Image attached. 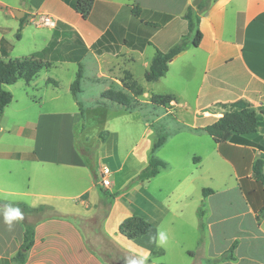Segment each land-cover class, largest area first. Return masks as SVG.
Returning a JSON list of instances; mask_svg holds the SVG:
<instances>
[{
	"label": "crops",
	"instance_id": "crops-1",
	"mask_svg": "<svg viewBox=\"0 0 264 264\" xmlns=\"http://www.w3.org/2000/svg\"><path fill=\"white\" fill-rule=\"evenodd\" d=\"M76 2L0 0V12H6L16 20V31L22 17L37 13L49 15L60 22V27L75 32L85 48L81 61L75 63L83 65V86L88 81V84L97 85L100 88L98 93L102 94L111 88L128 91L126 86L135 81L143 89L142 103H151L154 96L173 98L165 107L167 111L163 116L174 112L181 128L170 132L165 144L157 150L169 149L166 156L159 158L166 162V168L156 177L127 188V192L146 202L145 207L137 203L133 205V216L149 222L153 221L155 213L162 221H168L171 215L182 219L183 207L196 197L201 204L197 207L195 203L192 212L197 210L200 238L198 211L202 207L207 210L204 217L205 241L199 244L204 253L200 258L203 264H207V259L220 257L234 242H237L233 251L235 260L219 264H264V195L253 179L254 163L259 159L264 162V0H215L201 17L202 40L199 46L191 45L174 57L166 75L157 82H147L144 74L157 50L169 51L184 36V29L188 28L185 14L193 0H94L88 19L75 10ZM135 7L140 9L139 16L132 12ZM0 33V56L10 60L14 45L4 37L1 26ZM29 34L36 40L44 34L47 36L45 42L28 56L52 62L53 68L42 71L73 63L57 61L52 58L53 54H49V59L44 55L53 40L54 29H37L25 24L20 41ZM168 35H173L172 42L168 41ZM3 40L12 46L5 56L1 49ZM40 73L29 85L25 83L26 88L35 90L34 95L38 98L35 119L19 127L22 135L31 128L28 135L32 142L30 150L0 151V165L15 160L31 163L34 176L26 178L28 183L34 178L36 185L35 193L27 192L29 188L25 192H10L3 187L7 172L0 168V193L32 197L33 202L10 201L1 197L0 202L23 203L32 208L48 206L54 214L38 220L34 244L24 263L15 260L24 242V221H18L10 228L0 218V264H110L92 250L74 220L94 215L101 201L92 171L76 148L75 126L82 121V114L71 92L75 79L61 87L57 78L47 74L41 81ZM83 86L78 97L85 110L83 133L90 120L103 122L106 129L99 132L103 138L97 149L111 145L110 158L124 163L161 117L150 122L138 112L116 108L115 104L110 105L113 108L107 105L87 106L81 99L85 94ZM7 108L0 119L2 125L6 122ZM89 109L98 113L94 110L88 112ZM245 109L257 114L255 133L235 135L219 144L203 131L224 114ZM183 146L189 150L187 166L179 161L177 152ZM30 154H34L36 160L24 157ZM148 162L149 158L142 162L135 177L147 167ZM212 164L224 165L231 181L216 184L218 178ZM100 167L97 163V176H100V170L107 168ZM202 174L208 183L214 185L198 186L196 180ZM205 189H211L212 193L204 196ZM4 207L0 205V210ZM160 227L161 224H156L152 232L135 239L136 242L153 240L148 249L151 256L157 248L156 234ZM145 264L161 263L148 260Z\"/></svg>",
	"mask_w": 264,
	"mask_h": 264
},
{
	"label": "rangeland",
	"instance_id": "rangeland-1",
	"mask_svg": "<svg viewBox=\"0 0 264 264\" xmlns=\"http://www.w3.org/2000/svg\"><path fill=\"white\" fill-rule=\"evenodd\" d=\"M26 15V24L32 25L37 29H54L53 40L49 44L46 51H44L46 58L49 59V54H53L52 58L57 61L73 62L66 64L63 68H54L42 71L39 75L41 77V81L44 75L47 74L52 78H57L61 82V87H66L67 84L72 82L76 77L78 66L75 63L80 62L84 56L85 48L81 39L72 30L60 27V22L53 17L52 18L56 21V26L48 27L38 22L39 14L34 13ZM15 17L17 18L18 15L15 14ZM0 26L3 27L4 37L14 45V50L10 58L12 60H22L28 57L32 51L36 47H40V45L43 44L47 38L46 34H44L42 38L36 40L31 34H29L25 36L22 41L17 40L16 20L6 12H0ZM172 36L173 35H168L169 42H172ZM184 36H186L188 41H191L194 38V34L190 33L188 28L184 29ZM38 60L45 64H49L50 67L53 68L52 62L48 60ZM137 74L138 72H136V76ZM141 81L144 82L145 80L142 78ZM6 89L12 93L13 101L7 108V117L5 118L6 122L4 125L0 124V128H2V130H0V151L10 150L20 152L23 150H30L32 142L28 135L31 133V128H28L26 134L22 135L19 127L20 125L25 126L27 121L35 119L34 114H36V111L34 109H36L38 105L35 104L38 102V98L34 95L35 90L32 88H26L25 81L23 79H20L15 85L7 86ZM83 89L85 90V94L81 95V99L85 104L87 103V106H110L115 104L112 102L110 104L105 103L106 100L102 98L101 93H98L100 88H98L97 85L88 84V81H85ZM125 92L131 95V92ZM143 94L141 96L134 97V103L131 109L129 108L126 110L123 106L115 104L116 108L122 107L128 112H138L145 121L152 122L161 117V119L151 126L146 138L142 139V141L138 143L134 152L126 161H124V163L110 158V155L112 154L110 151L111 145L106 146L102 150L97 149L101 142L99 132H104L106 129L103 122L90 120L91 123H89L84 133L81 131L78 135L77 142L78 146L82 149L81 154H84L82 155L85 160L87 158L92 162L93 169H96L97 163L101 166L100 168H104V166L107 167L105 170H100V176H97V180H95L92 173L96 185V191L98 192V199L102 198L107 202L106 204H103L100 201L98 207L94 211V215L91 217L77 218L74 220L84 232L86 240L92 250L110 263L127 264L128 261L124 259L122 262H116L108 255L111 246L114 245L113 247L120 250V252L122 251L138 257L142 264L148 263V260H151L152 263L161 264H203L200 259L203 257L204 253L199 245L200 233L197 228V210H195L194 213L192 212V207L195 203H197V207L201 204V200H198L196 197L190 199L188 204L183 207L184 211L182 219L171 215L168 217L170 218L169 220L167 219L168 221H162V218H160L157 213L153 214V221L150 222L153 223L154 226H156V224H161L159 232L163 231L167 235L166 242L162 244L159 243L157 239V248L153 256L150 255L151 251L148 250L151 243H153L151 238L143 242H136L135 240H128L119 233L120 224L124 220L133 216V205L136 203L142 207H145L144 204L146 205L144 199L136 194L134 195L127 192V188L131 186V179L135 178L139 168H141L142 162L149 158V152H151L153 142H156L159 137H167L173 130H179L181 128V126L176 122V115L174 112L167 116H163L167 111L165 110V107L168 105L164 104L162 99L158 97H151L152 102L145 104L140 102V100H142L140 98H142ZM110 107L113 108V106ZM93 110L94 109H89L88 112ZM94 112L98 113L97 110H94ZM105 132V135H107V131ZM153 134L154 137L152 136ZM85 149L89 151L86 152ZM160 150L154 153V155L158 158L166 156L169 151V149L166 148L162 151ZM177 152L179 153V161L182 165L187 166L188 161L186 159L189 152L187 147H179ZM190 161L193 162V159L191 158ZM93 162L96 163L93 164ZM30 165L32 164L29 162H22L18 160L0 165V168H2L4 172H7L3 187L8 189L10 192L18 190L25 192V190L29 188L30 190L27 192L35 193L36 185L34 183V178H32L31 183H28L26 178L30 175L34 176L33 168H30ZM212 169L215 171L214 175L218 178V180H216V184H223V182L228 183L231 181V176L224 165L212 164ZM189 174L190 172L188 171V175ZM191 176L195 177V175ZM104 179L109 180V186L104 185ZM196 181L198 186L209 187L210 184L212 186L214 185V183H208L209 181L206 180L204 174H202V177L198 178ZM47 187L52 188V185L47 184ZM98 187L103 188L105 193L102 194ZM109 187L112 188L111 191L107 190ZM19 188H21V190ZM109 194L116 195V198H109ZM0 197L10 201L22 200L27 203L33 202L32 197H21L12 193H0ZM37 200L40 201L43 199L37 198ZM79 202L80 200H77V203ZM53 214L54 213L52 211L48 210L42 213L29 215L27 220L30 222H36ZM101 230L105 237L103 236ZM191 254H193V256H191Z\"/></svg>",
	"mask_w": 264,
	"mask_h": 264
},
{
	"label": "trees",
	"instance_id": "trees-1",
	"mask_svg": "<svg viewBox=\"0 0 264 264\" xmlns=\"http://www.w3.org/2000/svg\"><path fill=\"white\" fill-rule=\"evenodd\" d=\"M215 0H194V2L188 7L185 14V19L188 24V31L194 34V38L191 41H188L186 36H184L181 41L174 45L169 51L156 52L150 67L146 70L144 78L147 82H157L163 78L169 69V63L173 60L174 57L179 55L181 52L186 51L190 46L198 47L202 40V32L199 28L202 15H204ZM94 0H77L75 5V10L80 13L84 19H88L92 8ZM140 9L134 8L132 10L135 16L140 15ZM27 15L20 19V25L16 33L17 40H21V32L26 24ZM2 54L5 56L9 51L12 50V46L7 43L5 40L1 44ZM50 68L49 64H45L40 60L34 57H26L22 60H5L0 58V118L4 115L5 109L12 103L13 95L10 91L6 89L7 86L15 85L20 79H23L27 85H29L32 80L44 69ZM84 77L83 65L78 63V71L76 78L71 85L72 95L79 106V110L82 114V121L75 126V142L76 148L81 153L82 149L78 146L77 137L81 131L85 128V110L83 108L82 102L79 100V95L82 92V80ZM131 95L123 90H118L117 88H111L104 91L101 96L104 100L112 102L123 106L126 110L131 109L134 103V97L141 96L143 94V89L135 82H131L129 86H126ZM163 100V103L168 105L173 98L171 96H154ZM258 128V117L255 111L252 110H242L239 112H230L224 114L220 119L215 123L205 127L203 129L209 136L213 138L216 143H225L232 139L235 135H248L253 134L257 131ZM100 138H103V134H100ZM165 136L159 137L158 140L154 143L151 154L149 157L148 165L143 169L131 182V184L144 182L156 177L161 170L165 169L167 164L165 161L159 159L154 155V153L161 148L166 142ZM85 151H89L86 150ZM83 154V153H82ZM84 155V154H83ZM27 159L36 160L34 154L24 155ZM87 164L92 170V173L97 180V174L93 169L92 162L86 158ZM253 179L256 183V186L259 188L261 193L264 195V162L263 160H257L253 165ZM246 181L242 180V184ZM100 192L105 193L104 189L98 187ZM212 193L211 189L204 190V196H207ZM109 198L114 199L116 195L109 194ZM101 202L106 204L107 201L101 198ZM110 203V201H109ZM11 204L15 207H19L24 213V224H25V237L24 242L18 251L15 260L19 263H24L27 257V254L31 250L34 244V233L37 222H30L27 220V217L32 214L42 213L47 210L52 209L48 206H41L39 208H32L23 203H5L0 202V205ZM207 210L205 207L200 208L198 211L199 217V226L201 229V238L199 244L202 245L205 241V222L204 217L206 216ZM259 221V217H258ZM155 229L153 223L145 220L139 216H132L124 220L119 226V233L127 238L128 240H135L140 237L147 235ZM237 245V242H234L231 248L222 254L218 258L207 259V264H219L225 261L235 260L233 251ZM114 246V245H113ZM120 256H123L126 260L130 258L121 253L115 247H113Z\"/></svg>",
	"mask_w": 264,
	"mask_h": 264
},
{
	"label": "clouds",
	"instance_id": "clouds-1",
	"mask_svg": "<svg viewBox=\"0 0 264 264\" xmlns=\"http://www.w3.org/2000/svg\"><path fill=\"white\" fill-rule=\"evenodd\" d=\"M0 218H2L4 224L8 225L11 228L14 223L23 220L24 213L19 207L8 204L2 210H0ZM157 235L159 243L162 244L166 242L167 235L165 232L160 231ZM127 264H137V261L129 259L127 261Z\"/></svg>",
	"mask_w": 264,
	"mask_h": 264
},
{
	"label": "built area",
	"instance_id": "built-area-1",
	"mask_svg": "<svg viewBox=\"0 0 264 264\" xmlns=\"http://www.w3.org/2000/svg\"><path fill=\"white\" fill-rule=\"evenodd\" d=\"M38 22L41 24H44L48 27H55L56 26V21L52 17H50L48 15H44V14H40L38 16ZM103 183H104V185L109 186L110 182H109V180L104 179Z\"/></svg>",
	"mask_w": 264,
	"mask_h": 264
},
{
	"label": "flooded vegetation",
	"instance_id": "flooded-vegetation-1",
	"mask_svg": "<svg viewBox=\"0 0 264 264\" xmlns=\"http://www.w3.org/2000/svg\"><path fill=\"white\" fill-rule=\"evenodd\" d=\"M108 255L116 262H122L125 259L123 256H120L115 250H113L112 247Z\"/></svg>",
	"mask_w": 264,
	"mask_h": 264
},
{
	"label": "water",
	"instance_id": "water-1",
	"mask_svg": "<svg viewBox=\"0 0 264 264\" xmlns=\"http://www.w3.org/2000/svg\"><path fill=\"white\" fill-rule=\"evenodd\" d=\"M125 255H127V254H125ZM130 259H132V260H135V261H137V264H142V262L140 261V259H138L137 257H135V256H132V255H127ZM110 263V262H109ZM110 264H115V263H110Z\"/></svg>",
	"mask_w": 264,
	"mask_h": 264
}]
</instances>
